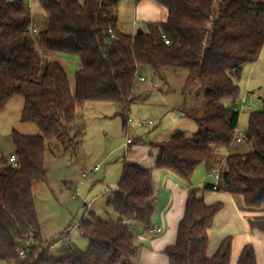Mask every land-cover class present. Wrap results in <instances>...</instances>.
<instances>
[{
  "label": "trees",
  "instance_id": "1",
  "mask_svg": "<svg viewBox=\"0 0 264 264\" xmlns=\"http://www.w3.org/2000/svg\"><path fill=\"white\" fill-rule=\"evenodd\" d=\"M155 1L167 9V19L148 22L141 34H129L119 28L121 0H40L47 18L40 31L43 47L79 60L73 92L60 62H46L41 78L33 77L38 52L31 26L37 28L36 18L26 0H0V114L21 96L22 120L40 128L38 135L14 132L16 167L0 151V261L136 264L141 249L137 229L153 227L157 196L152 169L126 162L107 203L118 217L105 219L90 211L77 224L89 248L70 245L58 257L50 254L53 243L44 245L33 187L46 179L52 138L77 147L78 140L70 133L82 125L70 123L84 103H120L117 114L128 124L127 113L145 66L186 69L185 88L198 81L205 89L202 105L187 113L196 120V131L192 135L177 131L152 144L159 149L156 166L190 182L200 165L214 163L218 149H231L221 169V188L242 195L250 209L264 206V97L263 109L250 113L243 134L250 148L233 150L241 114L236 78L246 64L259 60L264 48V0ZM198 192V187L189 190L176 242L163 252L169 264H233L232 236L208 254L209 230L224 203L208 204ZM250 226L264 232V218L250 220ZM67 230L54 241L68 237ZM22 248L25 255L20 254ZM235 264H257L252 243L244 245Z\"/></svg>",
  "mask_w": 264,
  "mask_h": 264
},
{
  "label": "rangeland",
  "instance_id": "2",
  "mask_svg": "<svg viewBox=\"0 0 264 264\" xmlns=\"http://www.w3.org/2000/svg\"><path fill=\"white\" fill-rule=\"evenodd\" d=\"M160 7L166 10L165 7ZM118 15L119 28L123 32L131 30L135 20L139 21L137 29H145L146 21L136 19L135 0H121ZM35 18L38 31L33 34V41L38 60L33 77L41 78L46 62H60L67 70L74 92L75 72L79 68V60L75 57L76 65L72 58L74 56L46 50L42 45L40 31L46 27L47 18ZM140 73L144 79L140 77L137 81L135 98L127 113V125L124 124L123 116L117 114L120 103L90 101L78 109L75 120L70 123L75 127L82 125L81 130L74 128L70 133L72 138L78 140L77 147L65 146L57 137L49 141L46 157L47 176L45 180L35 182L33 193L44 245L53 243L50 254L54 257H58L61 251L70 245H75L83 251L89 248V240L77 227V224L88 216V212L93 211L105 219L118 217V213L108 207L107 203L111 197L108 189L117 187L123 175L127 155L133 148L146 145L150 149H158L152 143L167 140L177 131L192 135L197 129L196 120L187 113L191 108L202 105L205 89L198 81L185 88L188 76L186 69L155 70L145 66ZM236 81L240 86L242 99L239 101V131L244 134L250 113L263 109L264 48L259 60L246 64L241 77L236 78ZM23 107V97L17 96L0 114V151L4 154L15 151L14 132L26 135L40 134V128L36 124L22 120ZM128 138L134 139L135 144L127 151L125 142ZM249 148L250 146L243 142L234 144L233 150L242 151ZM223 162L224 159H220L215 167L223 169ZM97 165L100 167L95 170ZM201 167L191 181L215 183L219 174L214 171V167L208 168L207 164ZM84 174L87 176H83ZM202 177L203 180L200 179ZM204 186L199 184L201 189H208ZM66 230L69 236L64 239L67 240L55 242L54 240L60 239ZM0 264L15 263L3 260Z\"/></svg>",
  "mask_w": 264,
  "mask_h": 264
},
{
  "label": "crops",
  "instance_id": "3",
  "mask_svg": "<svg viewBox=\"0 0 264 264\" xmlns=\"http://www.w3.org/2000/svg\"><path fill=\"white\" fill-rule=\"evenodd\" d=\"M26 2L34 16H44L40 0H26ZM160 6L163 5L155 0H142L140 2L135 0L136 19L146 21L145 27L148 22L165 21L168 17V11ZM138 23L139 21L135 20L133 28L125 33L135 34L138 31L136 27ZM72 58H74V63L77 65L75 60L78 58L76 57V59L75 56ZM252 69H254V67ZM240 100H242L241 97ZM126 143L127 140L125 146L128 151L132 145L135 144V140L133 139V143L129 146H127ZM231 151V149H218L214 163L208 165V168H216L215 166L219 160L225 159ZM12 154H14V152L6 155L11 156ZM158 154L159 149H150V147L144 145L133 148V151L129 152L127 155L126 162H137L143 167L152 169L153 186L157 196L152 229L149 231L137 229V236L145 235L146 238L142 240L138 239L141 244V249L135 263L169 264V258L163 251L166 246L172 245L176 242L178 227L185 213L189 190L192 187H198V195L204 198L208 204H214L217 202L224 203L223 209L218 213L214 225L209 230L208 254L213 255L222 240L227 236H232L234 238L232 252L233 264L236 263L240 251L247 243H252L255 247L257 264H264V232L252 229L250 226V220L264 218V206L259 209H250L245 205L242 195L233 194L222 189L221 174L217 176L218 179L215 183L213 182V184H206V182L203 181L187 182L181 180L170 171L156 166ZM202 165H200L195 171V176L196 172H199L202 168ZM200 179L203 180V177ZM201 183L202 185H205L204 187L208 186V189H201L199 187V184ZM216 184L219 185L218 189L213 188V185ZM113 189L114 188H110L108 190H110L111 193ZM93 200H95V198ZM157 228H162V232L155 233L154 231ZM66 240L67 239L63 238L62 241Z\"/></svg>",
  "mask_w": 264,
  "mask_h": 264
},
{
  "label": "built area",
  "instance_id": "4",
  "mask_svg": "<svg viewBox=\"0 0 264 264\" xmlns=\"http://www.w3.org/2000/svg\"><path fill=\"white\" fill-rule=\"evenodd\" d=\"M31 31L36 33L38 31V29L36 28V26H31ZM141 79L143 80L144 77H141ZM234 142L237 143V144H240L242 142H244V136L241 132L239 131H236L235 133V137H234ZM133 143V140L131 138L127 139V143L126 145L129 146L130 144ZM9 160L12 162L13 166L16 167L17 166V158H16V155L15 154H12L10 157H9ZM100 167V165L96 166L94 169L97 170L98 168ZM221 167H218V168H214V171H216L218 174H221ZM84 176H87L86 174H84ZM213 188L214 189H218L219 188V185L216 184V185H213ZM73 195H76V194H73ZM155 233H160L162 232V228H157L155 231ZM28 236V235H26ZM145 235H139L138 236V239L142 240V239H145ZM26 253V249L25 248H22L20 250V254L21 255H25Z\"/></svg>",
  "mask_w": 264,
  "mask_h": 264
},
{
  "label": "water",
  "instance_id": "5",
  "mask_svg": "<svg viewBox=\"0 0 264 264\" xmlns=\"http://www.w3.org/2000/svg\"><path fill=\"white\" fill-rule=\"evenodd\" d=\"M138 34H141L143 33V29L142 28H139L138 31H137Z\"/></svg>",
  "mask_w": 264,
  "mask_h": 264
}]
</instances>
